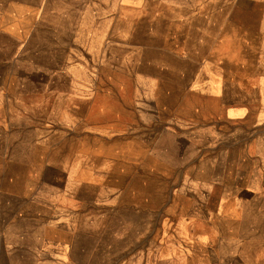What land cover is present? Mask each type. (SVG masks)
<instances>
[{
  "label": "rangeland",
  "instance_id": "obj_1",
  "mask_svg": "<svg viewBox=\"0 0 264 264\" xmlns=\"http://www.w3.org/2000/svg\"><path fill=\"white\" fill-rule=\"evenodd\" d=\"M264 264V0H0V264Z\"/></svg>",
  "mask_w": 264,
  "mask_h": 264
},
{
  "label": "crops",
  "instance_id": "obj_2",
  "mask_svg": "<svg viewBox=\"0 0 264 264\" xmlns=\"http://www.w3.org/2000/svg\"><path fill=\"white\" fill-rule=\"evenodd\" d=\"M218 264H221L220 259L218 260Z\"/></svg>",
  "mask_w": 264,
  "mask_h": 264
}]
</instances>
